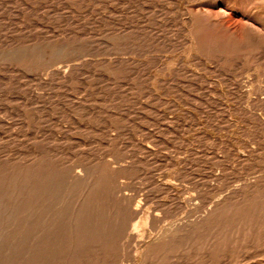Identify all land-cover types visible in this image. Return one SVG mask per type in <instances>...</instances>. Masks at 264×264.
I'll return each instance as SVG.
<instances>
[{"label":"rangeland","instance_id":"374dc122","mask_svg":"<svg viewBox=\"0 0 264 264\" xmlns=\"http://www.w3.org/2000/svg\"><path fill=\"white\" fill-rule=\"evenodd\" d=\"M263 21L264 0H0V177L88 172L110 203L44 264H264Z\"/></svg>","mask_w":264,"mask_h":264},{"label":"bare ground","instance_id":"6f19581e","mask_svg":"<svg viewBox=\"0 0 264 264\" xmlns=\"http://www.w3.org/2000/svg\"><path fill=\"white\" fill-rule=\"evenodd\" d=\"M239 28L241 29V27ZM45 169L47 170V167ZM92 171L89 170V172ZM57 172L50 169V172H42L41 174L31 170L30 176L24 177L22 175L23 177L20 178L16 176L11 181H6L4 177H0V264H13V247H30L27 252V255L31 254L28 264H44L45 247H62L65 243L69 244L67 247H84L85 243L96 238L94 236L100 238L103 235L106 221L110 219L108 215L110 203L106 201V197H108L106 194L103 200L101 197L100 199L95 197L98 195L99 188L93 180L92 174L88 172L75 173L76 176L68 180L66 177L63 179L61 174ZM100 172L103 174V171ZM17 178H19L18 181ZM15 181L21 185L20 190L15 187ZM168 184L172 185V182L168 181ZM2 190H4L3 194ZM24 190H28V194L26 192L23 194ZM121 192V190L116 191L118 195ZM8 194H13L15 199L13 204L5 202V196ZM21 196L24 198L20 199ZM111 196H114L112 203L116 206V210L124 209L127 219L139 220L146 214L147 208L145 209L144 203L142 204L141 201L134 203V200L125 199L126 197L118 198L116 194ZM103 203L104 209H98ZM106 203L108 208H106ZM107 211L106 218L104 213ZM118 224L121 225L119 221ZM78 238L80 243L77 242Z\"/></svg>","mask_w":264,"mask_h":264}]
</instances>
